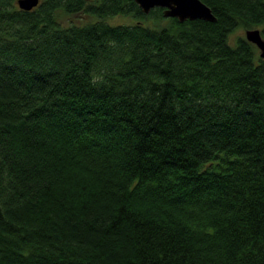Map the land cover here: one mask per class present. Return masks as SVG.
Returning a JSON list of instances; mask_svg holds the SVG:
<instances>
[{"label": "trees", "instance_id": "obj_1", "mask_svg": "<svg viewBox=\"0 0 264 264\" xmlns=\"http://www.w3.org/2000/svg\"><path fill=\"white\" fill-rule=\"evenodd\" d=\"M201 1L0 0V264H264V0Z\"/></svg>", "mask_w": 264, "mask_h": 264}, {"label": "water", "instance_id": "obj_2", "mask_svg": "<svg viewBox=\"0 0 264 264\" xmlns=\"http://www.w3.org/2000/svg\"><path fill=\"white\" fill-rule=\"evenodd\" d=\"M40 0H16L21 10L29 11L38 5ZM141 11L147 14L153 8H162L165 17H174L178 21L201 19L215 21L210 8L201 0H133ZM245 39L253 43L259 50V56L264 57V39L257 28L245 30Z\"/></svg>", "mask_w": 264, "mask_h": 264}, {"label": "rangeland", "instance_id": "obj_3", "mask_svg": "<svg viewBox=\"0 0 264 264\" xmlns=\"http://www.w3.org/2000/svg\"><path fill=\"white\" fill-rule=\"evenodd\" d=\"M89 19L90 18H88V17H81L79 15H62V24L66 25L69 22H74L76 24H82ZM110 21L115 22V23H128V22H130V19H128L126 17L117 16V17L110 19ZM237 35H241V36L245 37V29H240V28L236 29L233 32L232 37H235Z\"/></svg>", "mask_w": 264, "mask_h": 264}]
</instances>
